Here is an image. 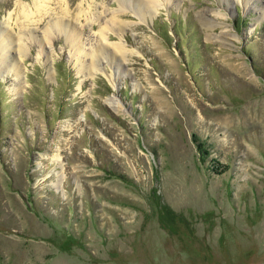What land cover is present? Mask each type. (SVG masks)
Returning <instances> with one entry per match:
<instances>
[{"label": "rangeland", "instance_id": "1", "mask_svg": "<svg viewBox=\"0 0 264 264\" xmlns=\"http://www.w3.org/2000/svg\"><path fill=\"white\" fill-rule=\"evenodd\" d=\"M154 1L0 0V264H264V0Z\"/></svg>", "mask_w": 264, "mask_h": 264}, {"label": "bare ground", "instance_id": "2", "mask_svg": "<svg viewBox=\"0 0 264 264\" xmlns=\"http://www.w3.org/2000/svg\"><path fill=\"white\" fill-rule=\"evenodd\" d=\"M123 2V1H122ZM144 3L146 4V5H155L154 7L155 8H157L158 6L155 4V1L154 0H144ZM143 3V4H144ZM38 8V7H37ZM40 9V7L38 8V10ZM141 12V11H140ZM24 15H25V17H28V15H29V13H27L26 11L24 12ZM63 24L64 23H62V22H56L54 25H55V27L56 26H58V28H59V26L60 27H63ZM53 25V26H54ZM66 25V24H65ZM67 26V25H66ZM52 27V24L50 25V28ZM49 28V29H50ZM56 29V28H55ZM48 33H49V30H47V36H48ZM46 39H48V37L46 38ZM5 43L6 44H8V49H9V46L12 44V37L11 36H9V33H5V31L4 30H0V45H2L4 48L6 47V45H5ZM19 46V48H17L16 50H18L19 51V53L20 54H23V52L25 51V48H23L22 46H21V44H19L18 45ZM81 53L84 55V57H85V55H87L86 54V52H85V49L84 48H82L81 47ZM98 53H100V51L98 52ZM93 55V58H92V64H91V69L90 70H92L93 72L94 71H99V70H101L99 67H98V62H97V57H98V55H94V53L92 54ZM2 64V68H8L7 66V64L6 63H4V61L1 63ZM7 71V70H6ZM105 76H107L108 77V79H109V81H110V83H111V85H112V87L114 88V89H116V88H118V79L116 78V77H113L112 75H109L107 72L105 73ZM108 103L110 104V106L115 110V111H117V112H121V113H127L126 111V108H125V106L121 103V101L117 98V97H112L109 101H108Z\"/></svg>", "mask_w": 264, "mask_h": 264}, {"label": "trees", "instance_id": "3", "mask_svg": "<svg viewBox=\"0 0 264 264\" xmlns=\"http://www.w3.org/2000/svg\"><path fill=\"white\" fill-rule=\"evenodd\" d=\"M196 148L199 152H201L202 150L205 151V148H204V144L202 142H199L197 141L196 142ZM206 152V151H205Z\"/></svg>", "mask_w": 264, "mask_h": 264}]
</instances>
